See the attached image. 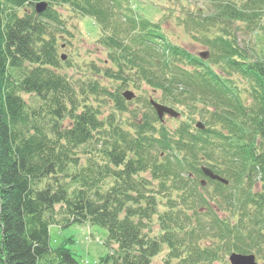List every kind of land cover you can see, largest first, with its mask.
I'll list each match as a JSON object with an SVG mask.
<instances>
[{"label": "trees", "instance_id": "obj_1", "mask_svg": "<svg viewBox=\"0 0 264 264\" xmlns=\"http://www.w3.org/2000/svg\"><path fill=\"white\" fill-rule=\"evenodd\" d=\"M36 1L0 0V264H79L50 245V226L71 223L106 230L96 264H264V60L238 38L264 0H202L184 21L208 47L197 54L136 0ZM52 5L99 26L95 77L60 72Z\"/></svg>", "mask_w": 264, "mask_h": 264}, {"label": "rangeland", "instance_id": "obj_2", "mask_svg": "<svg viewBox=\"0 0 264 264\" xmlns=\"http://www.w3.org/2000/svg\"><path fill=\"white\" fill-rule=\"evenodd\" d=\"M45 1L47 0H38L35 4ZM200 6L203 7L202 0H136L133 4L137 13L161 24L163 33L169 41L184 46L193 54L208 50V47L202 44L201 35L195 28L184 22L188 15L196 13ZM52 8L58 12L61 19L56 29L57 52L64 57L61 59L60 72L66 74L72 82L84 79L85 76L95 77L96 73L90 70V65L93 63L102 66L106 57V52L97 44L100 37L99 26L90 17L80 16L67 6L52 5ZM238 38L240 44H248L253 55L264 60V19L253 32L240 29ZM96 79L107 84L102 77ZM131 90L136 96L140 95L139 91L133 88ZM144 94L142 97L149 96L147 92ZM136 101L138 102V99H135L131 106L141 107ZM164 119L168 120L169 117ZM49 234L51 247L66 244L79 264H96L99 258L108 252L103 243L106 230L97 225L86 226L79 223H71L64 227L51 225ZM214 264H230L228 256Z\"/></svg>", "mask_w": 264, "mask_h": 264}, {"label": "water", "instance_id": "obj_3", "mask_svg": "<svg viewBox=\"0 0 264 264\" xmlns=\"http://www.w3.org/2000/svg\"><path fill=\"white\" fill-rule=\"evenodd\" d=\"M44 9H45L44 3L36 4L37 13H41ZM199 55L203 58H206L208 56L207 53H205V54L200 53ZM62 59H64L63 56H62ZM123 97L127 100H131L134 97V93L130 90H126L125 92H123ZM150 104L155 109L156 114L159 117V119H162V117L165 114H167L170 117H175V118L179 116V113L177 111H175L173 108L167 107L163 104H160V103L154 101L153 99H150ZM196 126L198 128H201V129L203 128V125L201 124V122H197ZM201 170H202V173L206 177H208L212 180L219 181L223 184L228 183L225 179H223L222 177L215 174L208 167H201ZM228 261L230 264H258L254 254H241V253H237V252L230 253L228 256Z\"/></svg>", "mask_w": 264, "mask_h": 264}]
</instances>
